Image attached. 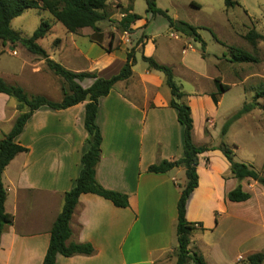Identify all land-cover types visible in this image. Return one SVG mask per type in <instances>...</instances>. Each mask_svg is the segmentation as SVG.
Returning <instances> with one entry per match:
<instances>
[{"label": "crops", "instance_id": "0c3cea01", "mask_svg": "<svg viewBox=\"0 0 264 264\" xmlns=\"http://www.w3.org/2000/svg\"><path fill=\"white\" fill-rule=\"evenodd\" d=\"M144 24V19L136 22L131 26L132 32L120 37L124 40L123 43L119 41L120 58L112 54L116 33L110 36L109 45L113 42L111 53L107 54L106 50L94 59L89 54L80 53V62L91 64L89 70L63 64L74 61L66 53L64 43L55 51L63 67L69 71L94 73L99 78L111 79L126 64L130 53L128 45H132L136 52L143 49L146 57L150 44L156 43L155 38L146 35L140 41L138 33ZM87 29L80 31L83 37L95 35L94 31L87 33ZM169 30L178 37L179 34ZM2 45L11 57H23V60L19 61L22 63L19 72H1L0 78L31 95L44 96L54 102L63 99V91L57 85V79L47 73L44 60L33 54L28 61L27 49L21 44ZM181 45L183 48V43ZM49 56L52 59L53 56ZM26 68L32 69L29 75L25 73ZM93 83L94 80L89 79L80 84L88 89ZM161 83L160 72L147 69L144 74L137 75L133 69L130 80L118 83L107 97L100 100L97 125L103 143L97 180L107 190L128 195L130 208H117L97 195H82L72 219L73 236L68 244H90L96 252L90 257L58 255V264H161L159 261L163 256L177 252L178 245L177 248L174 246L175 242L178 244V203L187 185L186 171L180 167L166 174L148 172L151 166L184 157V127L178 122L177 111L170 107L171 101L164 102L155 91ZM55 95L58 98H54ZM213 95L217 94H197L195 101L206 100L211 106L218 107L221 100L215 104ZM86 104L60 111L43 107L34 113L17 138L16 142L28 152L19 154L4 171L3 182L8 193L5 208L14 217V222L1 238L0 264L44 263L66 194L76 186L83 169L82 158L90 148L85 129ZM191 109L194 144L197 147H219L221 143L215 142L207 128L200 142L197 140L194 109ZM19 114L18 102L0 94V133L7 127L5 131L9 134ZM205 119L210 124L208 115ZM133 130L134 140L130 138ZM198 175L199 187L190 196L186 219L190 223H202L206 231L195 232L193 236L218 230L220 219L234 216L230 213L232 209H246L254 201L251 195L248 202L232 203L227 199L230 192L241 186L249 193L245 184L259 186L250 179L242 182L234 179L230 163L219 150L200 155ZM242 220L257 226L253 218L242 217ZM260 221L264 234L263 214Z\"/></svg>", "mask_w": 264, "mask_h": 264}, {"label": "rangeland", "instance_id": "374dc122", "mask_svg": "<svg viewBox=\"0 0 264 264\" xmlns=\"http://www.w3.org/2000/svg\"><path fill=\"white\" fill-rule=\"evenodd\" d=\"M113 1L109 2L105 11V20L98 24L101 33L88 38L83 37V32L68 33L48 11L41 9L27 10L13 21L12 26L22 37L30 38L43 22L49 23L51 31L40 46L53 56L54 61L62 64L55 50L64 43L66 53L74 61H65L63 64L89 70L91 64H82L80 53L89 54L93 59L98 58L110 48L109 40L112 33L117 34L112 54L121 57L122 49L118 46L119 41L123 43L124 40H120V37L130 32H125L120 23L123 16L125 17L133 7L134 13L141 16L146 23L138 37L146 35L156 39V43L150 44L151 49H147L145 56L152 57L171 68L177 86L185 94L180 103L188 106L191 104L190 107L194 109L197 140L200 142L207 128L217 144L225 143L234 150L237 162L252 165L264 175V99L256 103L257 93L264 90V0H232L238 3L234 8H228L226 0H156L157 8L167 12L173 20L198 28V33L206 45L205 49L202 43L193 38L182 34L176 38L169 30L168 20L163 15L153 16L147 13L145 0H135L134 4L131 0L127 3L122 0ZM91 31L93 30H86L87 33ZM251 32L263 38L256 40L255 44L251 43L247 39ZM91 40L96 44L93 45ZM140 41H143V38ZM128 48L129 52L135 54L137 60L133 69L137 75L144 74L149 69L143 61L144 50L136 52L132 45H128ZM233 48L251 54L256 62H236L232 54ZM183 50L186 51L183 53ZM106 53L108 54L107 51ZM26 55L28 61L34 57L28 50ZM21 60L23 57L20 59L11 57L0 41V73L19 72ZM31 70L26 68V75H29ZM47 73L53 79H57L61 92L68 89L63 78L56 76L49 69ZM160 75L163 83L155 88V91L164 102L171 101L173 97L166 84V77L162 73ZM217 79H220L222 84L230 86L227 93L217 97L219 101L221 100L220 105L211 106L206 100L195 101L198 99L197 94L205 92L218 94ZM54 98L58 97L55 95ZM246 105H256V108L241 118L234 119ZM206 115L210 117V124L213 122L212 126L206 123ZM230 121L228 133L223 137L222 131ZM1 130L0 141L7 134L5 131L7 127ZM132 132L130 138L134 140L135 131ZM185 181L187 182L186 177ZM245 188L254 196V201L246 209H232L230 213L234 216L231 219H220L222 222L218 230L193 236L189 250L203 256L207 264H247L249 256L264 253V234L260 228V215H264V187L260 184L257 187H249L245 184ZM242 217L253 218L257 221V226L244 222ZM177 245L175 242L174 247L177 248ZM177 257V253H170L163 256L159 263L177 264ZM189 264L195 263L190 261Z\"/></svg>", "mask_w": 264, "mask_h": 264}, {"label": "trees", "instance_id": "16d2710c", "mask_svg": "<svg viewBox=\"0 0 264 264\" xmlns=\"http://www.w3.org/2000/svg\"><path fill=\"white\" fill-rule=\"evenodd\" d=\"M112 0H0V41L3 44H21L30 53L40 57L45 61L49 70L56 76L65 80L68 89L63 90V99L60 102H54L44 96L31 95L23 88L15 85H9L0 78V94H5L15 99L19 104L20 114L16 118L14 126L9 134H6L0 141V250L1 238L4 232L13 225L14 217L6 212L5 204L8 193L3 182L5 169L9 164L22 153H27L28 149L22 147L16 142L17 138L23 133L25 126L32 118L34 113L43 107L53 110H66L79 104H86L85 129L88 133L87 143L90 148L82 158L83 169L74 189L66 194L65 205L62 213L58 217L54 229L51 233V241L43 264H58L57 257L62 255L67 258L75 256H93L95 249L90 244L70 243L73 236L72 219L79 205L80 197L84 194H93L104 198L117 208H130V199L128 195L110 191L102 187L97 180V167L101 161L103 137L99 126L97 125V115L99 102L107 97L114 87L120 82H126L133 76V68L136 65V57L130 52L127 62L121 72L111 79H102L94 73H74L69 71L61 64L52 60L48 53L39 45V41L44 40L51 26L43 22L38 30L30 38H24L13 29V21L20 18L27 10L42 9L48 11L53 18L67 30L70 34H78L83 29H92L95 34L101 33L98 24L105 20V11L109 2ZM135 2V0H131ZM147 4V13L153 16L163 15L169 23V28L178 34L193 38L202 43L205 49V43L198 33V28L180 21L173 20L167 12L157 8L156 0H145ZM228 8H234L238 5L232 0H226ZM133 12V7L128 11L121 21V26L125 32H131V26L142 20V17ZM263 37L255 32H251L247 39L255 44L256 40ZM112 41L108 53L112 51ZM234 60L238 63H255L256 59L251 55L239 49H232ZM143 61L150 70L160 72L166 77V84L171 91L173 99L170 107L178 113V122L184 127V157L178 161H164L160 165L151 166L149 173L166 174L176 168H184L186 171L187 185L182 192L178 203V226H177V264H189L193 261L195 264H207L205 258L198 253H192L189 250L191 240L195 232L206 231L202 223H190L186 219L187 204L192 193L199 187V157L209 151L219 150L226 157L231 165L233 178L242 182L250 179L264 187V175L259 173L252 165L237 162L234 150L227 144L222 143L219 147H197L193 141L194 120L192 109L180 101L185 97L181 89L177 86L174 73L171 68L162 65L152 57H143ZM94 80L93 85L85 89L80 83L86 80ZM218 94L213 95V101L218 104L217 96L223 95L230 90V86L222 84L220 79L216 80ZM264 99V90H260L256 95L258 100ZM256 105H246L234 119H239L243 115L250 113ZM27 109V112L24 110ZM231 121L222 131L225 137L230 128ZM228 201L232 203H244L251 200V194L245 192L241 186L230 192L227 196ZM218 214L216 213V224L218 223ZM264 253L253 254L247 259V264H263Z\"/></svg>", "mask_w": 264, "mask_h": 264}]
</instances>
